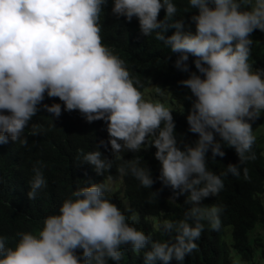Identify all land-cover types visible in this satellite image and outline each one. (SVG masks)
<instances>
[{"label":"clouds","instance_id":"1","mask_svg":"<svg viewBox=\"0 0 264 264\" xmlns=\"http://www.w3.org/2000/svg\"><path fill=\"white\" fill-rule=\"evenodd\" d=\"M187 3L184 12H190L184 15L189 16L194 31L185 25L183 16L175 18L173 0H0V143L11 139L25 145L24 130L39 108L59 117L60 103H42L45 95L58 97L64 111L78 110L87 122L102 120L106 127L107 142L101 139L99 145L106 151L110 146L112 158L96 147L78 150L80 163L87 162L96 174L104 175L119 161L115 170L120 177L130 175L140 186L151 188V170L138 158L124 159L122 152H138L145 144L154 146L160 165L157 179L179 190L168 200L175 201L176 195L187 192L184 203L189 205L181 218L158 221L154 227L167 239L154 240L127 222L136 221L137 215L126 219L105 195L112 191L110 184L77 186L57 212L43 218L35 233L17 232L12 246H6L5 238L0 237V264H108L109 259L120 264L123 246L140 254L143 264H169L173 259L184 264L185 255L197 249L194 241L205 224L220 230L222 177H240V165L256 159L255 140L264 151V136L252 131L264 119L250 124L264 116V70H252L248 62L253 42L250 34L254 29L264 32V0ZM102 7H111L113 14L128 21L135 17L143 36L152 35L176 54L173 66L187 73L178 83L191 93L185 98L191 101L188 131L197 134L192 143L184 142L174 131L173 109L142 98L147 87L142 94L133 83L138 77L132 72V80L114 49L101 43ZM161 8L164 16L158 20ZM169 28L174 31L165 35ZM189 55L196 71L189 68ZM151 81L157 95L170 88ZM42 131L33 123L28 134ZM223 147L233 148L238 162L228 163L217 175L206 166V153H211L209 160L223 157ZM41 169L39 161L32 166L26 193L30 200L45 186ZM242 171L243 179L248 180L247 168ZM209 195L218 205L199 203ZM262 195L264 192L259 194L264 206ZM260 222L249 233L253 244L257 238L264 242L262 236H251L257 226H263ZM77 249L82 250L79 258Z\"/></svg>","mask_w":264,"mask_h":264},{"label":"trees","instance_id":"2","mask_svg":"<svg viewBox=\"0 0 264 264\" xmlns=\"http://www.w3.org/2000/svg\"><path fill=\"white\" fill-rule=\"evenodd\" d=\"M177 7L175 18L183 16L185 25L191 26L189 16L184 15L187 8V0H173ZM100 13V41L109 48H113L115 55L123 60L124 65L133 80V73L138 77L133 80L134 86L142 93L150 80L160 87H170L174 91V97L181 100L183 107L172 110L174 131L178 138L186 143H192L197 134L188 131L186 116L191 106L190 90L178 83L187 78V73L181 72L173 66L176 54L169 52L162 42L156 41L152 35L143 36L139 31L138 20H125L123 16L117 17L111 12V7H102ZM195 10V9H194ZM164 16V9L158 12L157 19ZM194 31V26H191ZM174 29L169 28L165 35H170ZM252 45L248 62L252 70H264V32L254 29L250 34ZM193 57L189 55L188 65L191 71H196L192 64ZM130 67V68H129ZM133 72V73H132ZM138 82V83H137ZM60 103L61 114L59 117H51L43 108L31 118L25 128L27 143L21 146L11 139L7 143H0V237L5 238L6 246H12L17 237V232L35 233L42 227L43 218L57 212L61 202L70 196L77 186H86L89 183L122 179L121 189L109 192L111 202L120 208L126 219L137 215L138 219L127 222L132 226L151 234L154 240H165L167 237L155 229V225L161 219L181 218L187 192L174 197L175 201L168 200L173 196L170 186H165L157 179L159 175V162L154 157V146H141L138 152H127L122 155L124 159L138 158L140 164L151 170L153 184L151 188H144L130 175L120 177L115 170L119 161H114L113 168L104 175H98L87 162L80 163L77 152H87L99 148L103 156L112 158L110 146L105 150L99 145L101 139L107 142L108 134L102 120L87 122L78 110L64 111L63 102L58 97L49 98L45 95L42 103ZM264 119L261 116L250 121L251 127ZM35 123L43 131L37 135H30L31 125ZM218 138V137H217ZM150 139V138H149ZM148 147V148H147ZM147 148V149H146ZM225 155L216 156L209 160L210 151L206 153V166L217 175L225 170L228 163L237 164L238 156L231 147H223ZM256 159L246 161L240 165V177L231 174L222 177L224 187L219 194L223 200V211L220 213L221 228L213 231L205 224L204 230L198 240L197 249L190 255H185L184 264H234L231 256V247L244 261L253 259L255 248L264 244L257 238L255 244L249 239V233L258 222L264 226V206L261 204L259 194L264 192V151L257 143L253 144ZM39 161L42 165V174L45 178V186L38 192L35 199H29L26 195L29 190V181L33 175L32 166ZM247 168L248 180L243 179L242 169ZM109 176L111 179L109 180ZM155 192L154 197L151 193ZM127 199L123 206L121 200ZM207 202L218 205V201L211 196L202 198L199 202ZM263 219V220H261ZM226 226L232 227V244L224 239ZM82 250L77 249L76 254ZM120 264H143V257L133 253L128 246L121 248ZM236 262V261H235ZM108 264H116L111 259ZM157 264L161 262L157 261ZM169 264H177L173 259Z\"/></svg>","mask_w":264,"mask_h":264},{"label":"rangeland","instance_id":"3","mask_svg":"<svg viewBox=\"0 0 264 264\" xmlns=\"http://www.w3.org/2000/svg\"><path fill=\"white\" fill-rule=\"evenodd\" d=\"M152 82L153 81H151L150 83ZM161 90L164 94L162 96L157 95L155 91L152 90V87L149 84L147 88L144 90L143 92L144 94L142 93L143 94L142 98L146 100H151L153 102L158 101V102L164 103L165 106H168L170 109H180L183 107L180 100L171 95L172 93L171 90L169 91L167 89H161ZM263 125L264 124H260V125H255L254 127H252V131L254 130L253 133L257 134L258 136H264V126ZM123 154H125V151L122 152V155ZM108 184H110L111 189H112L111 192L113 193L121 189L122 179L119 178L117 180H110ZM262 200L264 201V195H262ZM120 202H122L123 206H126L128 203L127 199L121 200ZM251 236L253 238L262 236L264 239V227L261 225L257 226L251 233ZM224 239L229 244L232 242L231 227H228L226 229V234L224 236ZM231 255H232V259H234L237 262V264H264V245L256 249L254 258L249 262L243 261L240 255L232 247H231Z\"/></svg>","mask_w":264,"mask_h":264}]
</instances>
